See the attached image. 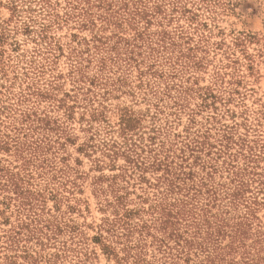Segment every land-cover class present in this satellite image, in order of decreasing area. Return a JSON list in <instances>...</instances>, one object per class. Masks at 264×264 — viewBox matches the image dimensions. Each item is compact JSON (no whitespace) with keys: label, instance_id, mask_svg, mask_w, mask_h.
Listing matches in <instances>:
<instances>
[{"label":"rangeland","instance_id":"obj_1","mask_svg":"<svg viewBox=\"0 0 264 264\" xmlns=\"http://www.w3.org/2000/svg\"><path fill=\"white\" fill-rule=\"evenodd\" d=\"M136 261L264 264V0H0V264Z\"/></svg>","mask_w":264,"mask_h":264},{"label":"trees","instance_id":"obj_2","mask_svg":"<svg viewBox=\"0 0 264 264\" xmlns=\"http://www.w3.org/2000/svg\"><path fill=\"white\" fill-rule=\"evenodd\" d=\"M164 215H166V213H164ZM164 223H166V221H164ZM164 223L162 222L161 224H163L164 225ZM135 264H137V261H136V263Z\"/></svg>","mask_w":264,"mask_h":264}]
</instances>
